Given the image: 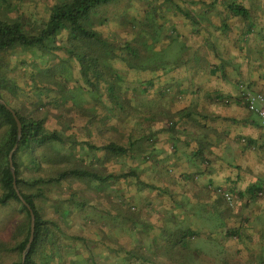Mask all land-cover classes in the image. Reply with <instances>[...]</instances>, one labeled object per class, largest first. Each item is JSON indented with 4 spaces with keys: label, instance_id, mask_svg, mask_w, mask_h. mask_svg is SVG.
Listing matches in <instances>:
<instances>
[{
    "label": "rangeland",
    "instance_id": "rangeland-1",
    "mask_svg": "<svg viewBox=\"0 0 264 264\" xmlns=\"http://www.w3.org/2000/svg\"><path fill=\"white\" fill-rule=\"evenodd\" d=\"M149 1L151 2V0H121L102 6L99 9V15L105 17L106 22L100 25L98 19L94 17L95 27L104 38L122 47V53H124L123 46L126 42L135 46L137 38L139 40L144 38L149 47H142L140 52L142 58H153L159 54L165 59L166 57L163 56L165 51L172 57V52L177 54L179 50H181L179 53L181 56H188V49L197 46L196 50H199L198 43H200V32L193 34L194 29H191L189 24L195 20H199L200 23L202 20L200 11L203 10L206 2L214 1V8L220 14L214 18L218 25L221 23L223 14V11L222 14L220 13L218 6L221 10L227 11L225 4L243 3L240 0H187L183 8L188 10L190 3L193 4L190 6L194 8L192 13L189 11L192 18L189 20V16L186 19L181 13L173 14L168 7L181 5L183 1L171 0L161 11L156 12V9L155 11L150 9L151 11L147 13L148 6L152 4ZM59 2L62 0H0V18L19 21L27 33L37 34L48 20L52 5ZM262 2L264 3V0H248L245 4L254 6ZM154 7L157 6L154 5ZM131 18L144 23L149 18L150 29L147 25L145 29H149L151 36H147L142 29L143 26L136 27L132 34L133 23L129 21ZM118 20H122L123 23H116ZM258 23L260 25L258 30L263 31L264 18L260 17ZM212 33L216 36L215 31ZM67 38L65 31L60 32L50 45L54 49L51 51L49 49V54H45L47 51L34 53L23 48H15L3 53L1 61L2 81L8 83L9 87H13L10 91H7V85L1 88L8 104L26 117L43 120L45 127L49 130L63 129L69 134L74 130L77 131L82 124L91 122L95 128L96 144L103 142L105 138L106 141L109 139L108 136L126 144L127 138L135 139L138 134L142 135L145 132V126L139 124L141 120H145V116H151L158 109H164L169 105L174 106L170 101L171 95L168 90L173 88L182 90V82H187L181 76L177 79L181 83H169L165 75H156L150 70H133L124 64H115L113 69L117 70L118 76L114 80L117 95V98H114L119 106L121 105L117 107L104 85L101 84L96 89L85 81L80 62L72 57L73 54L68 53L70 43ZM76 52L73 51V53ZM249 52L256 56L257 60L254 58L256 66L264 63L263 49L257 47L250 49ZM259 53L261 60H258ZM49 67L58 68V74L50 76L46 71ZM258 68L260 69L256 67L255 75L253 73V80L260 86L264 84L262 83L264 68L260 66ZM196 72H191L192 75L188 77V82H193L191 86H194V82L205 78L203 73ZM245 80H248V76L235 77L233 84L238 87V84ZM149 81L153 85H150ZM93 94L96 95L93 96ZM182 98L188 99L184 95ZM109 126L115 130H109ZM102 128L107 136H98L97 132ZM244 140L239 138L238 141L242 145ZM248 145L252 146L253 143ZM253 147L257 148L254 149L255 151H260L261 157H264V145L255 144ZM43 149H35L36 161L45 155ZM51 155L50 152L49 156ZM32 161L29 154L25 152L18 154L20 176L25 180L32 181L46 175L54 177L60 171L61 163L56 164V160L55 164L51 165L42 159L40 168L33 165ZM93 168L100 176H104L108 172L109 165L104 166L103 163L97 162ZM262 182L264 181H261V184ZM41 186L44 195L35 201V205L42 218L49 222L48 226L54 235L55 246L60 254L48 258L50 247L46 241L38 246V251L34 255V264H175V262L177 264H264V212H258L261 199L251 204L234 191L232 193L234 203L230 205L224 197L221 202L223 220L218 233L202 235L200 231L190 236L186 239L185 252L180 251L174 261L173 253L176 252L167 246V237H170L168 235L173 231L168 227H162L159 232L157 227L151 228L147 225L144 221L146 211L136 204L138 202L118 199L116 204L106 203L104 207H101L102 205H94L95 202L89 205L88 199H84L79 203H84L82 210H77L80 206L75 201L79 202L80 197L76 183L69 187L62 180L48 185L42 183ZM262 186L263 188L256 195L259 198H264V185ZM25 191L36 192V187L32 186ZM163 195L168 197L169 193L165 191ZM153 196L155 206H160L156 200L157 196ZM151 199L152 196L147 195L146 200ZM64 208L67 210L63 213ZM105 208L108 213L103 211ZM20 210V204L16 201L5 207L0 206V239L13 241L16 226L24 215V212ZM109 210L116 214L113 217L109 216ZM126 211H129L131 216ZM131 218L141 225L145 222L147 226H144L143 232L138 229V226L132 229L134 225L129 221ZM160 219H163V224L166 225L168 219L166 209L164 217L161 216ZM204 222L207 226L214 225V221L212 223L206 219ZM218 223L221 222L218 221ZM180 228L184 229L185 226ZM169 239L174 240V237ZM19 259L22 262V254L19 257L7 256L4 264H17ZM46 260L47 263H45Z\"/></svg>",
    "mask_w": 264,
    "mask_h": 264
},
{
    "label": "crops",
    "instance_id": "crops-1",
    "mask_svg": "<svg viewBox=\"0 0 264 264\" xmlns=\"http://www.w3.org/2000/svg\"><path fill=\"white\" fill-rule=\"evenodd\" d=\"M240 1L250 11L246 19L229 14L218 6L221 14L223 11L218 25L214 18L220 14L216 12L214 2H206L200 11L203 21L199 23V20H195L189 24L191 29L198 27L193 34L200 32L199 50H196L197 46L189 48L188 56H181V50L177 54L172 52V57L168 56L180 59L181 66L161 73H165L167 78L179 74L187 82H182L183 91L179 88L168 90L174 106L158 109L141 120L139 124L145 126V132L135 138L141 140L139 146L125 156L116 157L90 146L96 144L95 128L90 122L69 134L62 129L64 134H72L74 143H70L71 149L67 146L62 150L58 148V153H69L73 157L72 163L76 162L90 171L97 162L109 165L102 185L100 182H96L100 183L96 185L93 180L75 181L79 203L88 199L89 205L95 202L94 205L104 207L106 203L116 204L118 199L138 202L136 204L146 211L144 221L147 225L157 227L159 232L162 227H168L173 231V236L175 234L174 239L179 232L193 235L200 231L202 235L218 233L223 220V197L219 189L229 191L232 187L239 197L251 204L261 199L258 212H264V198L247 191L251 186L260 187L261 190L264 185V182L261 184L264 181V157L253 147L255 144L264 145V128L257 116L247 110L239 87L233 84L235 77L248 76V80L242 83L264 94V84L259 86L253 80L256 67L258 70L259 66L264 68V63L256 66V56L249 52L257 47L264 51V30H258L260 17L264 18V3L253 6L245 4L248 0ZM191 9L193 12V6ZM258 60H261L260 53ZM213 62L215 64H211ZM194 71L203 73L205 78L191 86L193 82H188V77ZM177 82L181 83L179 80ZM183 95L188 99L182 98ZM180 116L183 118L180 119ZM171 121L177 124L174 126ZM239 138L246 139L242 145ZM128 172L134 174L125 175ZM165 191L169 193L168 197L163 195ZM147 195L152 196L150 201L146 200ZM153 195L157 196L160 206H155ZM83 204H79L77 210H82ZM165 209L168 213L166 225L160 219L164 217ZM103 211L108 213L106 208ZM115 214L111 211L109 216ZM206 219L212 223L214 221V229L210 224H205ZM145 222L142 225L135 223L133 227L138 226L143 232L144 226H147ZM183 225L185 228L181 229ZM182 246L179 241L175 246H168L176 252L173 253L174 261L180 251L185 252L186 245Z\"/></svg>",
    "mask_w": 264,
    "mask_h": 264
},
{
    "label": "trees",
    "instance_id": "trees-1",
    "mask_svg": "<svg viewBox=\"0 0 264 264\" xmlns=\"http://www.w3.org/2000/svg\"><path fill=\"white\" fill-rule=\"evenodd\" d=\"M120 1L121 0H62V2L52 5L48 20L43 25V27L38 30L37 34L27 33L23 24L19 21H14L8 18H0V98L3 99L5 104L14 111L21 123V138L18 142L17 149L14 151L12 156L14 166L13 174L9 167L8 155L16 143L17 125L12 113L4 105L0 104V206L5 207L11 204L13 201H16L18 204H20V211L24 212L23 218L16 226V232L13 241L11 242V240L6 241L0 239V264H4L7 256H21L28 242L30 234V213L26 205L17 195L14 189V183L22 199L30 206L35 216L34 238L31 243L30 250L27 253L23 263L34 264V255L38 251V246L45 243L46 241H48L50 247V257L48 258H52L53 256L60 254L55 246L54 235H52V232L48 226L49 222L42 218L38 208L35 205V201L44 195V190L41 184L43 183L48 185L51 182H60L63 180L66 186L68 185L70 187V185H73L75 181L93 180L95 181L96 185L100 183V185H102L104 180H106V178L104 176H100L98 171H96L94 168H92V171H90L82 165L79 166V164L76 162L72 163L73 157L69 155V153L67 155L58 153V148L62 150V147L64 146H67L68 149H71L70 143H74L72 134L66 135L64 132H62V130H49L45 127L43 120L26 117L22 115L16 108L8 104L7 99L1 92V88L4 87L3 85H7L6 89L7 91H10L11 89L13 90V87H9L8 83L2 81L1 61L3 53L15 48H23L25 50L33 51L34 53L47 51L45 54H49V49L50 51L51 49H54L53 47L51 48L50 45H52L60 32L65 31L68 36L67 40L70 43L68 53L73 54L72 57L80 62V69L84 74L85 81L96 89L99 88V85H104L108 91L109 97L115 101V105L117 107H120L121 105L119 106L115 99L117 98V95L114 80L118 76L117 70L113 69L115 64H124L127 66V68L129 67V69L133 70H150L156 75L165 76H167L165 73H161L166 72L171 68L176 70V68L181 66V60L170 58L167 51H165V55H163L166 57L165 59L161 58L159 54L153 58H142L140 56L142 47H149L147 45V40L144 38H141V40L137 38V45L135 44V46L130 42H126V44L123 46L124 53H122V47L102 36V33L95 27L94 17L98 19L100 25L104 24L106 22V18L99 15V9L102 6ZM180 1H183V4H177L176 6L170 5L168 7L171 8L170 10L173 12V14L181 13L186 19L189 16V20H191L192 18L190 13H192V9L190 5L192 3L189 4V7L187 8L188 10H185L186 8L183 7L184 4L186 5L187 0ZM170 2L171 0H151L149 3L152 4L148 6L146 12L148 13L151 11L150 9L153 11L156 9V12L161 11L163 7L165 8L167 6L166 3ZM154 5L157 7H154ZM175 7L176 10L173 11ZM224 7L227 9L229 14L232 13V15L244 19H246L250 13V11H248V9L241 3L239 4L232 2L230 4H225ZM148 19H146V22L144 23L131 18L129 21L133 23L132 34L136 27L138 28V26H143L142 29H144V32H146L147 36L150 37V27L148 26L150 19ZM116 23L123 22L122 20H118ZM124 23H126V21ZM146 25L149 29H145ZM197 31L198 29L196 28V30L193 32L196 33ZM73 51L77 52L73 53ZM170 59L172 60L170 61ZM46 71L50 76H53L55 73L58 74L59 72L58 68L56 67H49ZM33 75L34 74L32 73V76ZM178 78H180L179 74L174 75L173 77L168 78V82L175 83L177 82ZM156 80L157 79H155V81ZM149 84L153 85L151 81H149ZM95 95L96 94H93V96ZM185 115H188V113ZM182 118L183 116H180V119ZM171 123L174 126L177 124L176 121H171ZM108 129L113 131L115 130V128L112 126H109ZM97 134L98 136L106 135L103 128L98 130ZM145 137L147 139V135H145L144 138ZM108 138L109 139L106 141L104 139L103 142H99V144L89 145L96 151L100 150L104 153L115 155L116 157H122L125 156L128 151L136 148L141 143V140L139 141L130 137L127 138L126 144L120 143L119 140L111 139L109 136ZM39 148H44L43 150L47 156L42 155L41 158L36 161L34 151L35 149ZM23 152L30 155V157L33 159V165H35L37 168H40L39 165L42 159L51 165L55 164L56 160V164L61 163V167H59L60 171H58L54 177H47L48 175H46L45 177H39L32 181L25 180L20 176L19 165L17 162L18 154ZM50 152L52 153L51 156H49ZM147 158L148 156L145 157V159ZM132 173L134 174V172H128L125 175L130 176ZM38 185H40V187ZM32 186L36 187V192L25 191V189H29ZM230 191L233 193L234 189L230 187L229 192ZM247 191L251 193V195H254L260 191V187L251 186L247 189ZM221 196L223 197L222 194ZM70 202L71 201H69V203ZM75 202H77V204L79 203L78 201ZM226 202L229 204L227 200ZM66 210L67 208H64L63 213L66 212ZM126 213L129 214V211H126ZM129 221L133 225L135 224L133 218H131ZM52 225L54 226L55 224L52 222ZM132 229H134V227H132ZM168 236L174 237L175 234L173 236V234L170 233ZM190 236H193V233L185 234L183 232H179L175 238L177 241L167 237V245L175 246V244L179 241L180 244H183L184 246L186 243L185 240L190 238ZM47 262L48 261L46 260L45 263ZM17 264H22L21 259H19Z\"/></svg>",
    "mask_w": 264,
    "mask_h": 264
},
{
    "label": "built area",
    "instance_id": "built-area-1",
    "mask_svg": "<svg viewBox=\"0 0 264 264\" xmlns=\"http://www.w3.org/2000/svg\"><path fill=\"white\" fill-rule=\"evenodd\" d=\"M238 87L247 110L256 115L260 120L261 125L264 127V94L251 90L244 83H239ZM218 192H220L223 197H225L230 205L233 204L234 196L232 193L224 189H219Z\"/></svg>",
    "mask_w": 264,
    "mask_h": 264
},
{
    "label": "water",
    "instance_id": "water-1",
    "mask_svg": "<svg viewBox=\"0 0 264 264\" xmlns=\"http://www.w3.org/2000/svg\"><path fill=\"white\" fill-rule=\"evenodd\" d=\"M0 104L4 105L13 115L15 121H16V125H17V139H16V143L14 144L13 148L10 150L9 152V155H8V161H9V167H10V170L12 171V173L14 174V166H13V160H12V156H13V153L14 151L17 149V146H18V142L21 138V123L19 121V119L17 118L16 114L14 113V111L5 104V102L3 101V99L0 98ZM14 189L17 193V195L19 196V198L22 200V202L26 205V207L28 208L29 210V213H30V234H29V238H28V242L25 246V249L22 253V264L24 263L25 261V258H26V255L27 253L29 252L30 250V247H31V243L33 241V238H34V230H35V216L30 208V206L25 203V201L22 199L19 191L17 190V187L14 183Z\"/></svg>",
    "mask_w": 264,
    "mask_h": 264
}]
</instances>
